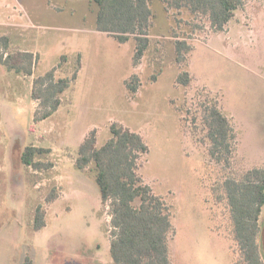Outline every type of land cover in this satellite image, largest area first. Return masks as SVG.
Segmentation results:
<instances>
[{
    "label": "rangeland",
    "instance_id": "rangeland-1",
    "mask_svg": "<svg viewBox=\"0 0 264 264\" xmlns=\"http://www.w3.org/2000/svg\"><path fill=\"white\" fill-rule=\"evenodd\" d=\"M150 2L151 44L134 67L136 41L98 31L92 0H0V37L8 39L7 47L0 41V54L32 58L31 75L0 63V264H113L110 202L102 205L94 174L75 167L84 139L95 131V147L103 146L111 124L139 134L147 146L139 174L172 206V263L234 264L227 209L208 189L218 175L204 130L182 117L190 123L201 88L222 94L238 140L235 170L264 165V1H248L224 33L186 12H166L161 0ZM172 31L191 47L187 88L175 83ZM55 68L54 82L69 79V86L42 118L51 101L32 98L33 80ZM135 73L141 86L131 96L125 81ZM29 145L50 150L45 162L52 167L38 172L39 180L20 163ZM38 204L45 226L34 230ZM257 244L264 260V206Z\"/></svg>",
    "mask_w": 264,
    "mask_h": 264
},
{
    "label": "trees",
    "instance_id": "trees-1",
    "mask_svg": "<svg viewBox=\"0 0 264 264\" xmlns=\"http://www.w3.org/2000/svg\"><path fill=\"white\" fill-rule=\"evenodd\" d=\"M92 1L97 5L95 15L98 31L110 34L121 42L129 38L136 41L133 65L137 67L151 44L149 32L154 20L151 0ZM248 1L250 0H161L166 12L176 15L186 12L193 19L208 23L213 33L226 32L235 12L242 9ZM171 39H174L175 44L174 60L180 69L175 83L187 88L192 84L193 77L184 68V62L191 47L187 38H181L174 31ZM0 41L7 47L6 37H0ZM8 55L3 58L0 54V63L7 70L23 71L31 75L30 55ZM18 57L23 61L27 60L28 64L23 65V61L16 60ZM54 71L56 68L33 80L32 98L43 102L51 101V107L42 118L48 117L57 109L60 95L69 86V79L54 82ZM156 78L153 75L151 81ZM140 86L141 80L136 73L125 81V88L131 96H135ZM201 89L203 91L195 103L196 115L192 111L190 123L185 117L182 120L193 128L198 127V121L204 130L207 159L218 175L208 189L214 201L217 204L223 203L227 209L236 245L234 264H264L257 244L259 219L264 206V165L241 172L235 170L238 140L230 118L223 111V96L206 88ZM109 129L112 137L99 148L95 147V131L84 139L77 151L75 167L93 173L102 205L110 202L112 262L173 264L169 248L170 237L174 232L172 206L162 196L154 194L139 174L141 159L148 151L147 146L139 134L130 132L123 126L111 124ZM49 152L48 149L32 145L24 148L20 163L27 174L32 173L29 178L39 180L37 173L52 167L50 162H45ZM35 174L37 178L34 177ZM56 195L57 190L54 188L48 201ZM33 220L34 230L45 226V209L42 204L35 208ZM23 264L31 262L26 259Z\"/></svg>",
    "mask_w": 264,
    "mask_h": 264
}]
</instances>
